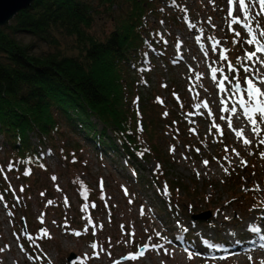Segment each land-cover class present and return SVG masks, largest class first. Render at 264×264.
I'll return each mask as SVG.
<instances>
[{"label": "rangeland", "instance_id": "1", "mask_svg": "<svg viewBox=\"0 0 264 264\" xmlns=\"http://www.w3.org/2000/svg\"><path fill=\"white\" fill-rule=\"evenodd\" d=\"M178 8L181 15L176 12ZM170 10L171 19L166 22L151 19L163 49L154 47L152 53L144 55L149 64L140 65L147 71L139 90L147 107L153 101H162L172 111L165 121L172 122L171 130L179 133L182 141L173 139L166 124L157 126L155 140L168 161V173L191 187L197 183L206 195L203 201L192 198L186 202L190 218L176 214L167 201V193L157 191L160 184H152V157L137 160L136 180L130 175L125 158L97 153L87 145L82 133H72V128L62 121V138L56 143L77 142L82 147L78 156L88 172L79 168L75 170L76 177L100 191V197L113 209L112 217L106 211L91 215L85 202L76 200L81 195L77 189L67 187L70 181L64 175L63 163L54 154L51 156V150L50 158L46 156L49 148L44 145L42 158L49 177L39 172L46 186L37 188L29 183L27 195L21 191L23 183L8 172L7 165H1L20 205L10 206L5 196V201H0V264H68L66 258L70 254L76 256L74 264H81L82 258L83 264H264V145L260 144L264 123L253 113L260 130L257 135L238 102L244 95L243 85L236 89L235 81L225 80V91L220 90L224 76L234 75L228 71V64L236 69L235 75H243V54L249 46L240 41L247 33L264 30L257 28V22L264 25V17L250 16L240 20L241 26L234 25L227 16V0H173ZM254 11L259 8L254 6ZM237 31L240 36L235 35ZM18 38L24 44L30 41L27 36ZM41 46L35 53L45 48ZM221 54L227 59L218 60ZM212 68L217 69L215 80ZM221 99L228 111L222 110ZM232 123L244 129L242 137L250 144L232 134ZM28 136L31 143L37 142L32 132ZM3 155L0 152V158ZM235 194L239 196L231 198ZM54 199L64 204L63 220L56 218L57 214L47 206ZM23 203L28 209L26 242L30 245L21 241L19 233L20 219L26 214ZM161 209L164 212H159ZM210 210L214 213L210 214ZM195 213L211 216L203 222L192 221ZM249 232L255 237H247ZM185 234L193 239L191 246L186 245ZM211 242L215 250H210ZM255 244H263L262 251L255 249ZM189 252L194 254L191 259ZM133 256L138 258L132 259Z\"/></svg>", "mask_w": 264, "mask_h": 264}, {"label": "trees", "instance_id": "2", "mask_svg": "<svg viewBox=\"0 0 264 264\" xmlns=\"http://www.w3.org/2000/svg\"><path fill=\"white\" fill-rule=\"evenodd\" d=\"M172 2L34 0L17 12L7 26L0 28V136L4 142L0 145L4 154L0 169L1 165L11 164L8 172L23 183L26 195L29 183L37 188L46 186L40 172L46 177L50 174L41 158L40 145L34 147L28 139L32 132L38 139H47V145L63 163L64 175L70 181L67 187L77 189L82 197L76 200L84 201L91 215L106 211L111 219L113 209L100 197V191L76 177L75 170L79 168L88 172L84 160L78 156L82 147L77 142L56 143L62 138L63 121L72 128V133H82L87 145L97 153L125 158L135 179L137 160L152 157L155 161L152 184H160L157 191L167 193V201L174 206L176 214L190 218L186 202L192 198L203 201L206 195L197 183L193 182L191 187L168 173V161L155 140L157 126L166 124L173 139L182 141L181 135L171 130L172 122L165 121L172 111L160 101V96V103L152 100L147 107L139 90L144 86V72L139 69L144 54L150 46L162 49L151 19L170 20ZM176 12L182 14L179 8ZM145 21L152 27L144 24ZM18 36H27L30 41L24 44ZM40 45L45 48L35 53ZM11 187L12 182L0 172V196H5L6 202L15 207ZM181 193L186 196L182 197ZM50 195L48 191L49 198ZM63 198L66 199V194ZM53 201L48 208L57 214L56 218L65 219L64 204L57 199ZM23 210L27 229L30 223L25 203ZM213 213L212 210L210 214ZM20 236L22 242L30 245L26 242L27 235ZM183 237L191 246L193 239L188 234Z\"/></svg>", "mask_w": 264, "mask_h": 264}, {"label": "snow or ice", "instance_id": "3", "mask_svg": "<svg viewBox=\"0 0 264 264\" xmlns=\"http://www.w3.org/2000/svg\"><path fill=\"white\" fill-rule=\"evenodd\" d=\"M227 4V16L234 25H239L241 19L247 20L250 16L264 17V0H227ZM254 6H257L259 11H254ZM249 27H251V25ZM257 28H264V25L257 22ZM235 35L240 36L241 32L237 31ZM240 42L247 43L249 46L248 51L243 54L245 58L243 75H235L236 69L232 64H228V71L234 73V75L231 77L227 75L224 76L223 80L220 81V90L225 91V80L230 82L235 81L236 89H239L242 85L244 86V95L240 96L238 102L245 110L247 118L251 121L253 130L256 131L257 135H260V130L256 127L258 121L253 117V113L259 117V122L264 123V30L258 33H247L245 38ZM217 59L226 60L227 57L221 54ZM211 72L212 78L215 80L217 69L212 68ZM232 90L231 87L228 89L229 92ZM237 95H239V93H237ZM225 111H228V109L226 108ZM237 135L240 136L242 134L238 132ZM243 142L245 144L251 143L248 139H245ZM260 144L264 145V139L260 140ZM262 156H264V154H262ZM205 164H207V161H205ZM8 167L11 169L12 165L9 164ZM2 171L3 170L0 169V172ZM21 191H23V188H21ZM125 194L127 195L128 192L126 191ZM3 199L4 198L0 196V201ZM48 203L51 204L52 202L49 201ZM141 212H143V209H141ZM225 218L227 219V217ZM184 231H187V229H184ZM44 235L48 236L47 231H45ZM76 235H79V233H76ZM29 239H31V237H29ZM92 247L95 248L96 246L92 245ZM140 255L142 256L143 253H140ZM193 255V253L189 252L188 258L191 259ZM137 258L136 256L132 257V259ZM81 264H83V258L81 259Z\"/></svg>", "mask_w": 264, "mask_h": 264}, {"label": "water", "instance_id": "4", "mask_svg": "<svg viewBox=\"0 0 264 264\" xmlns=\"http://www.w3.org/2000/svg\"><path fill=\"white\" fill-rule=\"evenodd\" d=\"M32 1L34 0H0V28L4 27L11 18L15 17L17 12L25 9V7H29ZM209 216V214L193 215L192 221H205ZM21 224L23 225L22 232L25 234L26 226L25 223H23V219H21ZM75 260L76 256L74 254H70L66 258L68 264H74Z\"/></svg>", "mask_w": 264, "mask_h": 264}, {"label": "bare ground", "instance_id": "5", "mask_svg": "<svg viewBox=\"0 0 264 264\" xmlns=\"http://www.w3.org/2000/svg\"><path fill=\"white\" fill-rule=\"evenodd\" d=\"M240 24V26H241V23H239ZM207 66V65H206ZM205 67V66H204ZM225 93V92H224ZM224 98L225 99H228V98H226V96H224ZM224 101L221 99L220 100V102H219V104L221 105V108H222V110L223 111H225V109L223 108V105H224V103H223ZM223 113V112H222ZM228 115V114H227ZM230 115H231V113H230ZM229 116V115H228ZM237 117V116H236ZM227 118V117H226ZM232 118V117H231ZM230 121V120H229ZM236 121V120H235ZM231 129H232V134L236 137V138H239V139H243L244 137H242V135H240V136H238L237 135V133L239 132V133H241L242 134V132H243V128H240L237 124H234V123H232L231 124ZM244 135V134H243ZM238 140V139H237ZM244 140V139H243ZM258 191V190H257ZM262 196V195H261ZM264 199V198H263ZM260 200V199H259ZM262 201V200H261ZM244 218V217H243ZM224 221V220H223ZM236 222V221H235ZM257 228V227H256ZM250 237H252L253 238V236H254V234H251V235H249ZM259 238V237H258ZM247 246V245H246ZM262 248H263V245L262 246H259V247H257L256 246V248L255 249H259V250H261L262 251ZM264 252V251H263Z\"/></svg>", "mask_w": 264, "mask_h": 264}]
</instances>
